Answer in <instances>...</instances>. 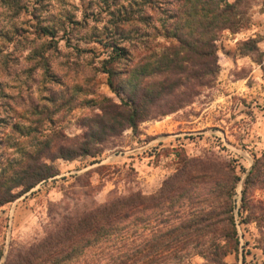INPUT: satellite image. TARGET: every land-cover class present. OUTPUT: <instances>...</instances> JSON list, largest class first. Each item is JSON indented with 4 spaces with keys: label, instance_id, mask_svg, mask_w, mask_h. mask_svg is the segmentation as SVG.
<instances>
[{
    "label": "trees",
    "instance_id": "trees-1",
    "mask_svg": "<svg viewBox=\"0 0 264 264\" xmlns=\"http://www.w3.org/2000/svg\"><path fill=\"white\" fill-rule=\"evenodd\" d=\"M126 1L119 9L118 0L111 1L112 20L102 34L108 52L101 61L109 86L123 96L116 101L97 93L94 78L83 83L96 96L87 103L94 102L99 112L83 119L87 129L82 135H67L54 118L66 104L76 106V93L58 96L52 86L49 102L32 98L19 109L13 103L16 96L0 79V206L57 176L58 159L96 157L126 129L135 132L141 123L193 103L218 79L221 33L245 25L239 13L244 0ZM6 2L15 14L28 12L37 22L29 36L39 43L29 55L31 70L50 75L59 32L72 36L80 21L69 16L46 23L45 0ZM258 41H244L241 53L257 51ZM20 96L25 102L26 96ZM177 156L176 170L150 194L112 190L99 203L92 197L90 180L78 184L82 189L76 199L65 194L61 203L51 205L46 235L17 248L0 264H188L196 255L203 264H232L227 257L239 258L241 246L236 210L243 223L256 222L263 230L257 212L264 210V201L255 192L264 190V151L244 180L239 207L236 194L242 178L231 161L190 157L183 150ZM259 246L264 251L263 243Z\"/></svg>",
    "mask_w": 264,
    "mask_h": 264
},
{
    "label": "rangeland",
    "instance_id": "rangeland-1",
    "mask_svg": "<svg viewBox=\"0 0 264 264\" xmlns=\"http://www.w3.org/2000/svg\"><path fill=\"white\" fill-rule=\"evenodd\" d=\"M109 1L45 0L42 17L46 23L65 21L70 16L80 25L72 36L59 32L58 49H53L50 56L52 72L41 77L31 70L29 59L35 51L33 46L39 45L29 38L35 32L32 25L37 22L28 12L15 14L6 0H0V79L6 91L16 96L15 107L21 109L32 98L49 102L54 93L50 92L52 86L58 96L76 93V106L66 104L54 118L67 135L77 136L87 129L83 119L99 112L98 105L87 103L96 96L85 90L83 83L94 78L97 93L120 101L123 93L114 91L101 71V61L108 52L102 34L112 20L115 5L111 1L117 0ZM126 3L118 0L117 9ZM239 13L244 27L237 32L223 31L217 41L221 69L213 87L202 90L193 103L179 111L145 121L135 132L126 129L120 137L106 143L105 151L96 157L58 159L57 176L0 206V263L17 248L28 247L46 235L51 205L61 203L65 194L76 199L82 189L78 184L90 180L92 197L99 203L105 202L112 190L140 189L150 194L160 189L176 170L177 151L181 150L190 157L212 155L231 161L242 178L236 194V205L240 206L244 180L255 157L264 151V0H244ZM251 38L259 40L258 50L241 53L239 47ZM142 51L141 48L140 54ZM81 86L85 87L83 91L79 90ZM20 92L26 96L25 102ZM78 176L82 177L79 183ZM255 198L264 201V190H257ZM236 213L241 241L239 258L230 254L227 261L264 264V251L259 246L260 242L264 245V210L257 212L262 232L256 222L243 223L238 210ZM203 263L204 259L196 255L188 264Z\"/></svg>",
    "mask_w": 264,
    "mask_h": 264
}]
</instances>
